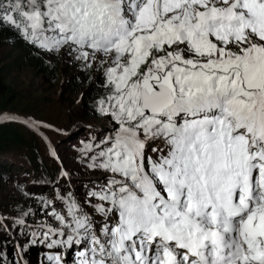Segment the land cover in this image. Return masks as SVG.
<instances>
[{
  "label": "snow or ice",
  "instance_id": "snow-or-ice-1",
  "mask_svg": "<svg viewBox=\"0 0 264 264\" xmlns=\"http://www.w3.org/2000/svg\"><path fill=\"white\" fill-rule=\"evenodd\" d=\"M9 32L102 77L91 187L32 232L49 264H264V0H0Z\"/></svg>",
  "mask_w": 264,
  "mask_h": 264
},
{
  "label": "rangeland",
  "instance_id": "rangeland-1",
  "mask_svg": "<svg viewBox=\"0 0 264 264\" xmlns=\"http://www.w3.org/2000/svg\"><path fill=\"white\" fill-rule=\"evenodd\" d=\"M32 54L43 62L44 68L42 70H36L27 64L25 61L27 56L24 50L9 45L3 46L0 43V77L15 91L9 96V98L12 97V100L8 102L15 107V112H17L12 114L17 116L20 121L38 118L44 121L43 124L50 126L29 130L28 127H21L20 123H15V130H23L24 136L22 139H26V137L32 139L29 136L31 134L36 141H39L41 158L44 159V155L46 159L49 158L47 160L49 165L53 163L54 168L61 165L65 168L68 175L62 176L60 180H64V185L57 191L67 186L68 190L83 194L87 187H91L94 175L91 170L81 163L80 149L91 136L96 135L97 138H101L108 128L104 118L97 111V101L100 97L93 101L94 111L83 118L88 109L85 101L87 91L89 92V90L87 88H77L73 92H62V85L65 79L78 77L81 73L80 71L85 68L82 62L76 61L72 56L58 54L43 56L36 51ZM46 67L50 69L45 72ZM88 70L93 74L91 80L93 79V82L96 84L99 83V80L102 78L100 73L94 69ZM16 149L18 148L11 146L10 152L1 159L3 163L13 166L14 170L22 166L17 165V163H22V160L20 157L15 156ZM26 165L30 166L29 164ZM40 166L43 168V165L40 164L36 168L37 174L42 169ZM25 168V166L22 167V169ZM13 173L14 171L12 175L4 178L3 184L0 185V205L6 206L7 201L17 200V187L22 185L25 191L31 190L29 197H33L35 206H41V212L39 213L43 218L47 219L49 216H46L45 212L51 211V209L47 207V200L45 201L40 195L41 193L49 194V191L47 192L48 184L44 183L46 186L40 182H37L38 184L32 182V184L29 182L30 178H27V176L23 175V178L22 175L19 176ZM36 192L40 194L37 195ZM53 192L55 193V191ZM1 206L0 226L3 229L5 228L4 233L11 234L10 238L13 243H10V246L0 245V251L3 252L4 250L2 259H6L7 263L10 260L12 263L13 258H16L15 263L19 261L20 264H24V261H26L27 264H43L37 261L39 256L37 252H34L37 248L33 249L30 246L32 249H28V247L27 253L26 251L21 253L18 245H21L20 241L22 242L25 239L21 236L18 240H15L16 236H13L16 228L19 226L17 221L20 219L12 214L9 208L5 210L8 206ZM50 219L51 217H49ZM27 224L20 225L24 227ZM29 226L34 227L31 224ZM0 234L3 235V233ZM15 254L16 257L14 256ZM21 255H23L24 261L21 260Z\"/></svg>",
  "mask_w": 264,
  "mask_h": 264
},
{
  "label": "trees",
  "instance_id": "trees-1",
  "mask_svg": "<svg viewBox=\"0 0 264 264\" xmlns=\"http://www.w3.org/2000/svg\"><path fill=\"white\" fill-rule=\"evenodd\" d=\"M0 43L2 45H9L14 48H18L25 51L26 59L28 65L31 67H34L36 70H42L44 68L43 62L39 60V58H35V56L32 53H35V49L28 46L21 38H19L17 35L13 33H0ZM50 68L46 67L45 72L48 71ZM80 75L78 77H73L71 79H65L63 82V91L62 92H73L74 89L79 88H87L89 92L87 91V98H86V105L88 106L86 114L83 116L85 118L88 116L87 114L92 113L94 111V99L100 97L101 93L103 92V88H101L99 83H94L93 74L88 70L83 68L80 71ZM12 87L6 82L3 81V79L0 77V108H3L6 112L9 113H17L15 112V107H13L8 102L12 100V97L9 98L13 94ZM61 92V93H62ZM62 95V94H61ZM34 120H37L38 122H44L41 119L34 118ZM23 127V126H21ZM17 129V128H16ZM23 130H15V123H7L3 126H0V185L3 184L4 178H7L8 176L13 174H19L27 176L28 178H32V182H41L43 183L45 181L46 185L48 184V188H52V191H57L60 187L55 184L57 181L58 175L61 173V167H53L52 165L48 164V159H46L44 155V159L41 158L40 153V144L38 145L39 141H36L35 138L29 134L31 138L22 139ZM34 135V134H33ZM35 136V135H34ZM17 147L15 156H18L21 158L22 163H17V165H22L21 168L18 167L16 170H14L13 166H10L9 164H5L2 162V158L5 157L6 154L10 152V147ZM39 148V150H38ZM45 154V153H44ZM14 161V160H13ZM26 164H29L30 166H27ZM42 169L37 174V167L39 165ZM25 166V169H22V167ZM58 166V165H57ZM53 184V185H52ZM45 185V186H46ZM25 186V185H24ZM50 186V187H49ZM54 186V187H53ZM51 190V189H49ZM37 195H39V192H36ZM54 194V193H53ZM53 194H42L41 197L47 202H50L52 197L50 198V195L53 196ZM20 198V199H19ZM40 200V198H39ZM1 204V203H0ZM6 206L1 207H7L9 211L17 216L19 219L24 220V224H32L34 225H40L42 223H45L49 221V217L47 219L43 218L39 212H41V206H35L33 197H23L20 194H18V199L14 201H10L5 204ZM26 213V215H24ZM26 226H19L16 228L14 236L15 239H19L21 236L25 239L24 241H20L21 245H27L28 242H30L34 237L32 236V232L37 230V227H32L29 225ZM27 229V230H26ZM0 226V233L4 234V230ZM26 230V231H25ZM2 235L0 234V237ZM1 239V238H0ZM11 238H9V243H11ZM0 244H2V239L0 240ZM36 244V243H35ZM32 247H35L37 245H32ZM28 249H32L29 247ZM27 253V251H26ZM11 263V261H9ZM4 264H9L4 262ZM17 264V263H15Z\"/></svg>",
  "mask_w": 264,
  "mask_h": 264
},
{
  "label": "bare ground",
  "instance_id": "bare-ground-1",
  "mask_svg": "<svg viewBox=\"0 0 264 264\" xmlns=\"http://www.w3.org/2000/svg\"><path fill=\"white\" fill-rule=\"evenodd\" d=\"M46 149V148H45ZM47 150V149H46ZM49 151V150H48ZM49 154V153H48ZM60 165V164H59ZM61 167V172H66V170H65V168H63L62 167V165L60 166ZM17 175H19V174H17ZM20 176V175H19ZM23 178H24V176H23ZM28 178V177H27ZM62 178V176H60V175H58V177L56 178L57 179V181L55 182V184H57V186L58 187H61L62 185H64V180H60ZM31 179V178H30ZM30 179H29V182L30 183H32V181H30ZM35 182V181H34ZM36 184H38L37 182H35ZM41 183V182H40ZM45 182H43V183H41L42 185H45L44 184ZM33 184V183H32ZM53 185V184H52ZM66 185V184H65ZM50 187V186H49ZM54 187V186H53ZM36 188H38V187H36ZM48 190H47V192L49 191V193L51 194L53 191V189L52 188H47ZM49 189H51V190H49ZM63 189H67V186H65V188H63ZM68 190V189H67ZM40 191V190H39ZM46 192V191H45ZM54 193V192H53ZM52 193V194H53ZM40 194V193H39ZM54 195V194H53ZM51 197H53V196H51ZM52 199V198H51ZM3 230H5V228L3 229ZM2 230V231H3ZM27 230V229H26ZM25 230V231H26ZM10 233H4L0 238L2 239V244H0L1 246H3V245H11L10 243H9V238H10ZM11 240V239H10ZM25 242V241H24ZM7 246H5V247H7ZM4 247V248H5ZM3 254H4V250H3V252H1L0 251V260H2L3 262H6L7 263V260L6 259H2V256H3ZM15 257H16V254L14 255Z\"/></svg>",
  "mask_w": 264,
  "mask_h": 264
}]
</instances>
